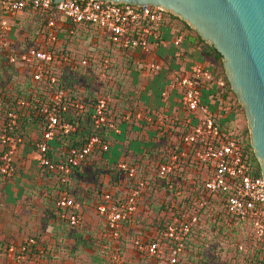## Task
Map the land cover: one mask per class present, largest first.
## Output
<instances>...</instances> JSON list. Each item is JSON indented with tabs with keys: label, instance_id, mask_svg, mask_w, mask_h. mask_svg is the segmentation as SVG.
<instances>
[{
	"label": "built area",
	"instance_id": "obj_1",
	"mask_svg": "<svg viewBox=\"0 0 264 264\" xmlns=\"http://www.w3.org/2000/svg\"><path fill=\"white\" fill-rule=\"evenodd\" d=\"M3 13L11 18L16 17L28 7L45 14L55 13L69 19L72 24H89L95 27L101 37L106 38L111 45L117 47L124 53L140 51L143 55V64L151 73L160 70V65L152 62L153 49L161 39L163 24L168 21L167 11L155 7H140L125 3L113 4L101 0H64L55 3L52 0H0ZM61 22L49 19L42 27L41 40L38 46L30 49L27 53L20 55L11 54V64L23 63L29 65L34 72L33 80L38 83H49L56 86L57 79L48 75V70L55 62L66 63L68 57L61 53L58 55L55 49L60 38ZM11 28L7 22L2 23V35L10 32ZM73 33V32H71ZM183 42V37L176 40V45ZM2 44L7 46V41L2 39ZM57 57V58H56ZM90 59H83L81 64L88 65ZM106 67L110 61L106 60ZM214 75L204 65L193 64L188 74L174 73L171 89L181 91V106L189 113L184 122V135L182 136V149L176 150L169 156L168 160L160 165L161 176L173 175L180 165L188 162L190 154L194 151L193 160L203 170L212 169L210 179L206 180L204 186L208 193H224L228 212L248 221L253 226V231L258 239L264 238V180L262 176L253 174L251 165L245 158L241 145L239 144L235 130H223L213 110L212 104L204 98L205 86L212 82ZM219 87L224 86L223 81H218ZM164 97L167 95L165 92ZM65 91L59 89L53 95L50 105H34L28 101L19 100L16 103L17 110L32 107L34 117L40 119L43 124V137L36 144L39 151V167L42 170L55 173L61 183H67L72 169L79 167L91 154L96 146L101 147L104 152L109 151V145L104 144L97 136L92 137L90 142L82 149H71L66 161L53 162L46 153L49 143L54 141L59 134L69 135L76 131V127L69 122H64L61 116L66 112L62 100ZM77 108L82 111L84 105L79 104ZM107 103L105 100L98 101L92 109V119L99 127L106 120L105 111ZM136 120L143 119L141 113L134 114ZM133 113L123 117L124 121H132ZM20 120V114L15 110H8L4 116L0 131V178L11 179L15 176L17 165L15 163L19 146L23 139L16 135V129ZM145 120L152 122L150 116ZM169 116L159 118L157 125L164 126L165 123L174 122ZM117 134V128H112ZM136 166H128L127 163L118 165L119 171L133 179L137 175ZM146 188V182L141 180L132 191L128 201L118 205L113 203L112 195L104 196L105 203L98 207L101 216L107 218L108 233L117 240L121 230L122 222L130 219L137 208V198L142 195ZM195 205V203H194ZM206 205V203H204ZM56 214L58 218L69 223L71 226H79L78 212L80 203L70 198L68 192L61 193L56 202ZM199 220L197 211H182L173 217L171 224L167 225L162 239L143 244L140 240L134 242L135 248L147 257H156L160 263L180 264L186 242L190 238L193 227ZM107 236V235H106ZM35 238L25 239L19 246H9L8 253L17 252V261L21 263L27 259L35 261L36 257L31 254L32 247L36 246ZM165 252L169 253L166 262L163 260ZM113 264H125L121 256L114 255Z\"/></svg>",
	"mask_w": 264,
	"mask_h": 264
},
{
	"label": "crops",
	"instance_id": "obj_2",
	"mask_svg": "<svg viewBox=\"0 0 264 264\" xmlns=\"http://www.w3.org/2000/svg\"><path fill=\"white\" fill-rule=\"evenodd\" d=\"M37 16L39 15L23 11L16 17L11 18L6 16L0 7V38H4L5 41H7V46L5 47L2 44V40L0 41L2 51L6 54L4 58L1 56L0 60L7 61L8 59L9 62L11 54L15 53L10 50L11 42L15 43L17 47H25L28 44L22 37V33H28L27 29L34 28L35 30L38 28L36 32H39L41 26L38 22L41 20L38 19L39 17ZM5 22H7L11 31L7 32L3 37L2 23ZM163 25L161 40L158 45L154 47L152 56L150 57L152 62L160 65V70L156 73H151L146 69L145 65L142 63L143 55L140 51L136 50L127 53L130 55L129 56L126 53L123 54L121 50L110 44L113 49L121 54V57H116L113 61L109 59V61H111V63H109L110 66L112 64L113 67L116 68L119 65L120 71L124 73L129 71L128 74L130 75L133 85V90L127 95L120 90L114 93L113 103L111 105V116L119 118L121 114L126 115V113L137 112L143 114L144 117L141 120L132 119L129 123L124 121L122 123L120 122L121 120H118V127L116 128L120 133L117 134L115 130L110 132L109 151L103 154V159L92 156L79 168L73 178H71V192L74 194L75 200L78 201L79 197L82 196L84 192H88L85 202H89L90 206L83 205L84 210H88V208H92L97 204V199L95 198L97 197L96 195L100 186L103 187L102 190H106L112 197H118L117 199L119 202L124 201L126 198L129 192L128 186L120 179L121 176L125 174H114L115 178H113V176L109 175L110 166H116L120 163H128L130 161L137 162L138 166L142 169V173L152 172V169L147 165L150 162L149 157L155 158L158 165L162 160L166 162L169 156L177 149L178 151L182 149L183 131L186 130L184 122L188 119L189 113L181 106V91L178 89H171L170 84L173 82L175 72L185 75L188 74L193 64L197 63L205 67L211 65L207 61H204L200 50L190 49L188 40L184 39L186 33L181 30V25L172 22L170 19ZM42 30L43 29H41L40 34H42ZM179 37H183L184 40L179 45H176V40ZM101 38L106 39L104 37ZM38 40H41V36H37L36 42ZM39 45L40 42L36 43L35 46L39 47ZM3 62L0 63L1 71H4V67L2 66ZM57 64L58 63L53 65L56 75L55 78H66L63 71L64 67H60ZM12 65L29 66L19 62ZM58 72L61 73L57 74ZM0 78L2 77L0 76ZM1 80L2 79H0V83ZM33 82L40 84L34 80ZM3 88V85L0 84V93ZM217 89V84L205 89V95L208 97V100L217 93ZM46 91L49 92L48 89ZM46 91L40 88L39 91L37 90L36 92H39V96L44 94L49 97ZM165 92H167V95L164 97L163 94ZM209 103L212 104L215 115L221 123L225 124V122L230 123L233 121L231 114H226V111L222 110L220 107L221 104L214 102ZM127 109H129L128 112ZM137 113H133V116ZM27 116L29 120L25 123L21 136L23 143L19 146L15 159L17 165L16 174L9 180L0 178V246L3 248L5 247L3 244H11L8 243L11 239L21 235H28V229H30L31 232H38L39 234L41 241L40 253L46 255L47 251L42 247L48 246L51 252L50 255L54 256L57 250L53 249V245H56V243L70 242L71 238L66 237V231L63 225L58 223L53 217L51 218V212L53 210L51 200L57 193L56 188L58 185L53 176L45 175L43 170L39 167V151L36 144L40 142L43 137V126L41 123L37 122L35 117L34 119L36 121L31 120L29 114ZM145 116H150L152 122H155V124H157L159 120L157 116H161L160 118L169 116L176 121L173 123H165L164 126L166 127V131H168V135L164 136L161 133L163 136L161 137L157 135L156 130L158 126H152V122H147ZM3 119L4 117L0 114V131ZM59 141L60 137H57L54 141L50 142L48 146L49 154L54 161H61L64 156L65 150ZM160 142H166V145L162 146L165 147V150H161L162 143ZM172 147H174V151H168ZM198 167L201 168L200 166ZM198 174L199 171L196 169L190 170V175L198 177ZM202 174L206 175L205 173ZM117 177L119 178L117 179ZM206 180L207 179H205V182ZM83 218V222L88 221L86 222L87 225L92 226L94 220L92 221L91 216L88 215V211L87 213L85 211ZM90 219L91 222H89ZM44 220H48V224L44 226L45 230L43 232L39 225H32V223L37 221L42 224ZM13 225L16 226L13 227ZM58 253L68 254V251L59 250ZM77 253L83 254L84 252L77 251ZM91 253H93V251ZM8 261L10 262L9 264H19L18 262ZM31 262L30 264H47L41 263V260ZM55 262L53 263L55 264Z\"/></svg>",
	"mask_w": 264,
	"mask_h": 264
},
{
	"label": "trees",
	"instance_id": "obj_3",
	"mask_svg": "<svg viewBox=\"0 0 264 264\" xmlns=\"http://www.w3.org/2000/svg\"><path fill=\"white\" fill-rule=\"evenodd\" d=\"M25 12H31V13H34V15L35 14L39 15L37 17H39L38 19L41 20V21L38 20L39 21L38 24H40V26H41L39 32L38 33L36 32V29L38 31V28H36L34 31L36 33H34L32 35L34 40L37 38V36L41 35L40 31H41L44 23H46V21L49 19H55V20L61 22L63 27L60 30V32L63 35H65L66 38L74 37V36L78 35L80 32L83 33V30H88L89 32L93 31L97 34L96 35L97 37L99 35V32L95 27H93L89 24H79V25L72 24L73 22H71L69 19H67L61 15L55 14L53 12L50 14H45V13L40 12L38 10H34L30 7L25 9ZM167 15L169 16V19L172 22L177 23L178 25H181V30L186 33V35L184 36V39L188 40L189 45H190V49L200 50L204 61H207L208 63H210L211 66H207L206 68L212 72V74L214 75V79L212 82L208 83L205 86V89L213 86L214 84H217L218 81L224 82V86L223 87L218 86L217 93L214 94L212 97H210L211 101H209L207 99L208 97L205 95V92H204L205 100L208 101V103L214 102V103H218L221 105H225V104L227 105L229 103V104H231V106H230V109H231L230 111H232L231 113H236L237 111L244 112V109L242 108L240 103H238L237 96L233 93L231 86H230V83L226 77V73L224 70L223 60H222L221 55L213 47H211L209 44H207L196 33V31H194L189 25H187L186 22L182 21L180 18L174 16L171 13H167ZM71 32H73V33H71ZM1 40L2 39L0 38V41ZM33 48H35V47H33ZM63 50L64 51L57 50V48L55 49L57 57H58V55L63 53L68 57V61L66 63H63V62L60 63L59 61H57L54 63V65L56 63H58L57 65H59L60 67H64V70H68V71L71 70V71H74V72H77L78 74H80L81 70L88 69L89 67L94 65L93 60L88 58V60L90 59V62L88 63V65L83 66L81 64V61H82L81 59L78 60L77 57L72 56V54L70 55L69 54L70 51L68 49L63 48ZM12 54L16 55V53H12ZM106 60H109V59H107V57H104L102 62H101V64H102L101 69L103 70L104 73H105V69L108 68V67H106V63H105ZM95 64H96V61H95ZM27 67H29V66H27ZM48 75L56 77L55 72H54V66L50 67V69L48 70ZM64 75L66 76V72H64ZM88 75H90V73L87 72V76ZM92 80H93L92 78H85L84 83L87 86H81L78 82V86H81L82 88H84L81 93H77L76 89L74 88V85L69 86L67 84V81L64 79H60V78L57 79L56 86H52V87H49L48 83H44L45 88L48 89L51 93L50 94V93H48V91H46L48 93L49 97L44 95V94L39 96V92L34 91V89H32V88L22 89V88H20V87L18 88L16 86L11 87L10 89L3 88V89H1V93H0V114L4 117L6 112L10 109L11 110L13 109V110L19 112L20 120L18 122V127L16 129V135L21 137L22 136V130L24 129V125L29 120L27 115L29 114L31 120H35L34 116H33L34 112H32L33 111L32 107H30L28 109H21L19 111V110H17L16 103L19 100H23V101H28L31 104V106H34V105H50V102H52V100H53L52 98H53V95L55 94V92L58 91L59 89L64 90L65 91V98H64V100H62V102L64 104V107H66L67 111L62 112L61 116H62L64 122L72 123L76 127V131L69 134V135L59 134L57 136V137H60L59 142H60V144L63 145L64 150H65L63 159L61 161H54V159L49 154V150L46 153L47 157L51 161H53V162H62L63 161L64 162L67 160V156H68L71 149L80 150V149L84 148L90 142L92 137H94V136H97L98 138H100L104 144L110 145V138H111L110 132L113 131L112 128L118 127V123H117L118 120H121L120 122L123 123V121H124L123 117L128 114V113H126V115L121 114V116L119 118L112 117L111 116V108H112L111 105L113 103L112 102L113 97H111V95L108 96L106 94H104V95H102V94L101 95L89 94V89L91 90V86H92V82H91ZM40 84H43V83H40ZM35 92H36V94H35ZM100 100H105V102L107 103V108L105 111L106 120L104 123L100 124L99 127H96V125L92 119V113L91 112H92V109L98 104V101H100ZM79 104L84 105V110L80 111L77 108V105H79ZM128 111H129V109H127V112ZM133 113H137V112H133ZM25 116H27V117H25ZM157 117L160 118L161 116H157ZM132 119H135V116H133ZM36 120H37V122L42 124V121L40 119H36ZM124 122H126V121H124ZM218 122L221 124V127L223 130H229L230 129V130L236 131L239 144L242 147L245 158H247L248 163L252 167L253 174L256 177L261 176L260 164H259L258 160L256 159L255 154L253 152V149L251 147V141L249 138L248 129L244 133L240 134L234 127H232L231 122L225 123V124L221 123L220 120H218ZM127 123H129V122H127ZM151 125L153 126V125H157V124H155V122H152ZM42 126H43V124H42ZM156 131H157V135H161V133L164 136L168 135V131H166L165 126L164 127L158 126ZM183 134H184V131H183ZM104 153L105 152L102 150L101 147L96 146L94 148V150L91 152V154L87 157V159L83 163H81V165L79 167H75L72 169V172L70 173L69 178H67L68 179L67 183H61L59 177L55 173L48 172L47 170H43L45 175L53 176V178L56 180V183L58 185V187L56 188L57 193L54 195V198L51 200L52 202L50 201L51 205L53 206L51 216L58 223L62 224L63 226H69L71 228L72 227H74L76 229L79 228V226H71L69 223L63 222L58 218V216L56 214V211H57L56 202L60 198L61 193H63L64 191L68 192L70 198H73L75 200V196L71 192V181H72L71 178H73L75 173H77L79 168L89 158H91L92 156H96L98 158L103 159ZM193 155H194V151L190 154V157H189L190 160L188 162H184L180 165V168L178 169V171H176L177 172L176 175L179 174L178 177L182 178V176H184L186 173H190V170L194 169V168H192V166H194V167L197 166L195 169L197 171H199V174L205 173L207 175V180L210 179V177L212 175V169L210 168L209 170L205 171L202 168H199L198 165L194 162V160L192 158ZM128 163H127L128 166L129 165L130 166H136V164H137V162H130V161ZM164 163H165V161L162 160V162H160L157 165V168L155 169V171L152 170V172L144 173L143 176H145L147 178L142 177L140 180L135 179V178H134L135 180L132 179L133 180L132 185H129V186L127 185L129 192H128L126 198L124 199V201L119 202V200L117 199L118 197L115 198L113 196L112 197L113 203L121 205V204L125 203L126 201H128V198L130 197L132 191L134 190V188L138 185L139 181H141V180L146 182V190L148 189L147 187L149 186V184L151 182H153L152 179L157 180V181L158 180L162 181V182H160V183H162V185H160V186H163V188H167L170 185H171L170 187H173L172 184H169V183H172V181L166 180L167 177H169V176H161L159 174L160 165H162ZM118 165L109 167L110 168L109 175L113 176V178H115L114 174L122 173L121 171H119ZM176 175H175V178H176ZM125 176H126V179H128V176L127 175H125ZM118 178L119 177H117V179ZM167 182H168V184H167ZM102 189H103V187L100 186V189L97 192V195H96L97 197L95 198V199H97V204L92 208L91 207L88 208V210L83 209V205L84 206L87 205L88 207L90 206L89 202H85V198L87 197L88 192H84L83 195L79 197L78 201L77 200L76 201L78 203H80V205H81V209L78 212L80 224H81V222L84 221L83 216L85 214V211H86V213H87V211L88 212L96 211L98 213L99 217L103 220L102 221L103 228L101 229V233H100L102 243L108 244V245L110 244V246L113 247V250L111 249V254H108V257H109L108 261L103 262V264H112L114 255L118 254L120 256L121 254H123L124 246H120L119 244H120V242L122 244H126L125 237H127V238L129 237L131 239H134V242L136 240H140V242L143 244H147V243H151L153 241L161 240L163 232L166 229L167 225H170L173 217L176 215H179L182 211H188V212L197 211L199 213V220H198L197 224L193 227L192 232L190 234V238H191L192 235H195L200 230V227H201V224L203 221L201 218L205 214H207L206 212L210 207H212L216 204H219V206H221V208H222V211L220 213H218V219H219V216H222L223 220L228 219L233 223H241L244 225L247 238L245 239L244 244H243L244 245L243 250L245 253L243 258H244L246 264H264V238H262V239L256 238L254 231H253V226L248 221H242L240 218L233 216L228 212L227 204L225 201L226 196L224 193L210 194L206 191L205 186L203 185L201 189L199 187L198 191L193 190L191 196L185 197V199H184L185 205H181L179 207L176 206L175 204L170 205V204L166 203L167 200H166L165 196L162 195L163 196L162 206L157 208V210H156V215L158 217L157 223H159V226L156 229L155 234L152 235L150 231L146 230L144 234L134 235V231H133L131 225L135 220V215L137 214L138 205H140V202H141L140 200L142 199V197L145 194V192H144L142 195H140L137 198V208H136L135 213L130 217V219L122 222L121 230L119 233L120 235H119L117 240H114L109 234H107L108 233L107 218L101 216L99 213V210H98V207L105 203L104 196L106 194H108L106 192V190H102ZM178 194H180L179 191L174 190V196H175L174 201L178 200V196H179ZM157 195H159V193ZM194 203H195V205H194ZM204 203H206V205H204ZM153 206H154L153 201H149L148 207L149 208H155ZM190 238L186 242V248H185L183 255H185L186 252H188V249L190 248ZM35 239L37 241V244H36V246L32 247V251H31L30 255H33L36 257L35 261L36 260L39 261L40 259L48 258L47 255L51 253L49 247L43 246L42 248L46 249L47 253H46V255L45 254L40 255L41 254L40 253L41 252L40 251L41 250V247H40L41 241L37 238H35ZM134 242H133V247H134L136 253L138 254L139 257H141V259L144 262H146V264H164V263H160L156 257H147V256H145L144 253L138 252V250L134 246ZM3 246H5V247L2 248V246H0L1 247L0 253L4 254L6 256L12 255V256H14L13 262H15V263L18 262L16 259L17 252L8 253V252H6V250L10 245L9 244L8 245L3 244ZM189 251H191V250H189ZM109 252H110V250L107 251V253H109ZM168 256H169V253L165 252V254L163 256L164 262L167 261ZM121 258H122V256H121ZM122 260H123V258H122ZM27 261L31 262L32 260L29 258V259H27ZM123 262L125 264H131L130 262L125 261V260H123ZM181 262L182 261H180V264H181ZM188 264H193V263L188 262Z\"/></svg>",
	"mask_w": 264,
	"mask_h": 264
},
{
	"label": "rangeland",
	"instance_id": "obj_4",
	"mask_svg": "<svg viewBox=\"0 0 264 264\" xmlns=\"http://www.w3.org/2000/svg\"><path fill=\"white\" fill-rule=\"evenodd\" d=\"M34 31V28H29L27 29L28 33H22L23 39H25L28 43L25 47H17L15 43L11 42L10 50L14 51L16 54H22L25 52L27 53L30 49L35 47L36 39L34 40L32 36L36 33ZM96 35L97 34L93 31L89 32L88 30H83V33L80 32L74 37L66 38V36L60 32L57 50L64 51L63 48L68 49L70 51L69 54L77 57L78 60L90 58L94 63V65L88 69L81 70L80 74L71 70H64V72H66V78L63 79L67 81L69 86L74 85L77 93H81L80 91H83L84 88L81 86H87L84 83L85 78H92V86L89 94H106L114 97V93L120 90L122 93L127 95L133 90L132 80L128 74L129 71L124 73L123 71H120L119 65L115 68L112 64L111 66L109 64L108 69L104 68L105 73L101 69V62L104 57L113 61L116 57H121V54L110 46L108 40L99 37V35L97 37ZM31 36L32 38H30ZM2 53L3 51L0 46V59L1 56L4 58L6 55ZM3 61L0 60V63ZM2 66L4 67V71L0 70V76L2 77L0 78L2 79L0 84H2L4 88L16 86L22 89L32 88L34 91H37L40 88L45 91L47 90L45 88V84H36L33 82V71L30 67L21 65L15 66L10 64L8 60L4 61ZM87 72L90 73V75L87 76ZM60 73L61 72H58L57 74ZM78 82L81 86H78ZM48 93H50V91ZM209 101L211 100L209 99ZM230 106L231 104L228 103L227 105H221L220 107L222 110L226 111V114H231L233 117V121L231 122L232 127H234L240 134L244 133L247 129L249 131L250 128L245 112L237 111L236 113H231L232 111H230ZM160 136L163 137L162 135ZM160 143H162V149H160L165 150V147L162 146L166 145V142ZM173 148L174 147L168 151H174ZM149 161L150 162L147 165L150 169L155 171L157 168V160L149 157ZM136 167L138 168L135 179L140 180L145 176H143L144 173H142V169L138 166V164H136ZM196 167L192 166L194 169ZM176 174L177 172L166 179L167 181H172V183L169 184H172L173 187H170V185L167 188H163V186H160L162 185V183H160L162 181L152 179L153 182L149 184L147 187L148 189L146 190L145 188V194L140 200L141 202L140 205H138L135 220L131 225L134 235L144 234L146 230L150 231L152 235L155 234L156 229L159 226V223H157L158 217L156 215V210L162 206V195L165 196L167 200L166 203L170 205L175 204L178 207L185 205V197L191 196L193 190L198 191L199 187L201 189L204 185L205 179H207L204 174H198V177H196L195 175L186 173L182 176V178L178 177L179 174ZM120 179H122L128 186L132 185L133 180H135L134 178L133 180L126 179L125 175H122ZM174 190H177L180 193L178 194L179 196L177 201H174ZM158 193L159 195H157ZM149 201H153V207L155 208L148 207ZM221 211L222 208L219 204H216L207 210V214L201 218L203 221L200 230L190 238V248L188 249V252L181 256V264H188V262H192L193 264H246L243 258L245 254L243 244L247 238L245 227L241 223H233L228 219L223 220L222 216H219L218 219V213ZM88 215L91 216L92 221L94 220L92 222V226L87 225L86 222L88 221L81 222L79 228L77 229L74 227L71 228L69 226H63L66 231V237L71 238V241L56 243V245H53V249L57 250L55 252L56 254L54 256L48 254V258L40 259L41 263L54 264L53 262L56 261L55 264H103V262L108 261V254H111V249L113 250V247L110 246V244L108 245L102 243L100 233L103 228V220L99 217L96 211H90L88 212ZM91 219L89 222H91ZM42 222L44 223L41 224L37 221L32 223V225H39L41 227V231L43 232L45 230L44 226H47L48 224V220H44ZM15 226L16 225H13V227ZM30 237L40 240L38 232H31V230L28 229V235H21L17 238L11 239L8 243H11L9 244L10 246H19L22 241ZM125 239L126 244H122L121 242L119 244L120 246H124L123 254L120 255L123 260L128 261L131 264H146V262L138 256L133 247L134 239L129 237H125ZM59 250L68 251L69 256L67 253H58ZM108 250H110L109 253H107ZM77 251H83L84 253H77ZM92 251L93 253H91ZM40 255H42V253ZM13 259L14 256L12 255L4 256L0 253V264H9L10 262L8 260L13 261ZM30 263L32 262L25 260L19 264Z\"/></svg>",
	"mask_w": 264,
	"mask_h": 264
},
{
	"label": "water",
	"instance_id": "obj_5",
	"mask_svg": "<svg viewBox=\"0 0 264 264\" xmlns=\"http://www.w3.org/2000/svg\"><path fill=\"white\" fill-rule=\"evenodd\" d=\"M101 1L163 9L186 22L221 55L248 120L251 147L264 180V0Z\"/></svg>",
	"mask_w": 264,
	"mask_h": 264
}]
</instances>
